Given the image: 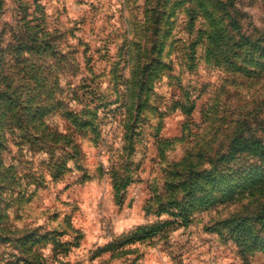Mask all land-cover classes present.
Listing matches in <instances>:
<instances>
[{
    "label": "rangeland",
    "instance_id": "374dc122",
    "mask_svg": "<svg viewBox=\"0 0 264 264\" xmlns=\"http://www.w3.org/2000/svg\"><path fill=\"white\" fill-rule=\"evenodd\" d=\"M222 29L226 40L217 37L211 43L213 33ZM243 36L264 42V0H0V57L9 62V74L21 71L23 43L48 44L49 52L40 58L45 76H58L59 49L75 53L79 71L72 76L74 69H69L62 85L91 79L110 110L119 103L112 76L126 74L127 83H136V105L130 111L119 110L114 122L108 108H99L97 132L78 137L79 170L70 164L71 171L52 180L40 166L46 185L30 186L16 206L20 224L38 230L32 240L36 246L26 251L34 257L28 259L38 257L45 264H264L261 251L247 250L251 255L245 263L230 240L209 230L246 206L257 212L261 205L251 207L250 200L220 205V193L188 205V183H174L178 173L182 182L192 177L200 198L209 179L204 169L235 170V162L216 165L214 159L227 149L241 121L248 122L252 142H260L252 157L264 151V69L245 78L227 62L232 45ZM155 41L156 58L172 64L173 71L151 72L143 80L128 66V48L135 53L139 45L148 54ZM223 58L225 64L219 62ZM251 64L256 70V62ZM37 156L32 161L37 163ZM248 158L236 161L245 172L253 166L264 169V162L256 165L258 159ZM184 209L191 211L189 219ZM16 217L11 218L14 229Z\"/></svg>",
    "mask_w": 264,
    "mask_h": 264
},
{
    "label": "trees",
    "instance_id": "16d2710c",
    "mask_svg": "<svg viewBox=\"0 0 264 264\" xmlns=\"http://www.w3.org/2000/svg\"><path fill=\"white\" fill-rule=\"evenodd\" d=\"M223 32L226 30L222 29L219 35L213 33L211 43L216 42L217 37L226 40L227 36ZM60 36L63 37L62 34ZM29 44L23 43L24 49H19L22 45L16 47L22 54V59L18 62L21 71L17 75L9 74V62L0 57V264L47 262L39 261L38 257L28 259L34 256H26V251H33V247L36 246L32 240L37 238L38 230L28 229L20 224L21 219L16 217L20 207L16 206H20L25 200L30 186L46 185L48 180L45 172H38L40 166L46 168V173L52 180L71 171L70 164H74L75 169H80L81 150L77 139L79 136L85 137L90 132H97L99 125L97 123L100 119L98 110L108 108L105 99L96 91L97 84L94 85L89 78L91 81L85 78L78 86H72L69 82L62 85L61 76H66L69 69H74L72 76L79 71L80 66L74 56L75 53L72 52L70 55L59 49L58 76L49 74L45 76L40 58L49 52L48 44L45 46ZM157 48L156 41L152 43L148 54L139 45L135 46V53L134 51L132 53L134 50L132 47L128 48V66L131 71L137 70L138 73L140 71L143 80L150 76L151 72L157 76L164 70L173 71L172 64L167 65L156 58ZM231 53L227 62L236 68L235 74L238 72L248 78L264 69L263 41H251L243 36L239 39L238 45H232ZM257 53L259 58L255 60L254 56ZM224 60L225 58L219 62L225 64ZM253 61L256 62V70L249 66ZM153 66L155 69H152ZM112 78L116 93L119 94V103L114 110L108 109L112 112V120L116 122L121 115L119 110L130 111L136 105V97L132 92L136 83L135 81L127 83L126 74L115 73ZM122 84L126 86L123 90L124 97L120 94ZM144 94L142 90L137 93V103L139 102L140 107ZM180 107L183 111L188 109L182 103ZM124 127L127 131L126 125ZM231 135L227 149L218 153L214 162L216 165L235 162L237 166L235 170L217 171L215 165L211 169H204L202 172L209 175L208 184L212 185L210 187L208 184L205 185L203 196L200 198L196 197L199 193L196 194L191 185L194 180H191L192 177L182 182V179L178 178L182 177V173H178L174 183L177 187L188 183L185 195L191 199L188 205H192L198 199L204 203L213 196V193H220V205L249 200L248 204L252 202L251 207L261 205L257 212L246 206L243 213H235L215 221L213 229H209L230 240L246 263L251 255L247 250L264 253V169L259 170L256 169L258 166H253L249 172H245L244 167H239L240 161H236L241 157L250 160L248 157H251L258 159L255 164L259 165L264 162L262 154L264 151L261 150L259 156L252 157L257 153L256 150H259L260 142H252L249 138L251 134L247 121L239 122ZM35 155H38L37 163L32 161ZM204 160L208 165L211 164L209 157H205ZM231 182L235 184H230ZM184 212H187L186 219H189L191 211L184 209ZM15 217L18 223L14 229L11 218Z\"/></svg>",
    "mask_w": 264,
    "mask_h": 264
}]
</instances>
